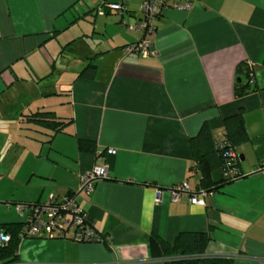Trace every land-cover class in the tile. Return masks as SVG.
I'll use <instances>...</instances> for the list:
<instances>
[{"label": "crops", "instance_id": "0c3cea01", "mask_svg": "<svg viewBox=\"0 0 264 264\" xmlns=\"http://www.w3.org/2000/svg\"><path fill=\"white\" fill-rule=\"evenodd\" d=\"M108 3L128 10L101 14ZM141 3L0 0V121L17 124L12 135L0 130V226L25 223L17 205L73 194L92 168L109 170L78 198L105 241L23 239L12 264H164L151 237L173 244L180 233H209L207 257L264 264V0L166 11L148 56L126 52L143 35L121 26L139 22ZM90 64L95 77L81 78ZM21 81L45 84L29 112L6 104ZM239 82L252 91L237 96ZM36 112L54 113L63 130L28 124ZM239 112L249 136L236 148L243 176L206 192L204 207L187 193L174 201L178 185L199 190L191 140L204 123L223 140L224 120ZM80 140L95 152L81 151Z\"/></svg>", "mask_w": 264, "mask_h": 264}, {"label": "trees", "instance_id": "16d2710c", "mask_svg": "<svg viewBox=\"0 0 264 264\" xmlns=\"http://www.w3.org/2000/svg\"><path fill=\"white\" fill-rule=\"evenodd\" d=\"M105 5V4H104ZM65 46L64 48H66ZM244 69L240 68V73ZM96 67L88 65L80 74L81 78L93 79ZM237 96H243L252 91L249 84L238 83ZM28 124L48 128L55 133L61 132L64 123L58 121L54 113L36 112L25 117ZM223 140L217 141L208 123H204L199 134L191 140L193 156L200 174L198 191L213 192L223 185L241 178L240 160L236 148L249 141L243 112L224 120ZM79 148L83 152H95L96 146L91 141L80 140ZM233 150L236 157L227 153ZM216 173L220 176L216 177ZM24 224L2 225V234L8 235V243L0 244V258L5 264L17 261L18 245ZM1 234V233H0ZM211 241L209 233H180L173 244L159 237H151V247L155 257L164 264H233L231 259L222 257H207L205 252Z\"/></svg>", "mask_w": 264, "mask_h": 264}, {"label": "built area", "instance_id": "2783aa9c", "mask_svg": "<svg viewBox=\"0 0 264 264\" xmlns=\"http://www.w3.org/2000/svg\"><path fill=\"white\" fill-rule=\"evenodd\" d=\"M196 0H142L141 19L134 25L122 23L132 31L141 33L142 40L128 45L125 50L129 54H139L143 56L154 55L152 47V35L156 26L154 22L166 11L190 12ZM105 9L115 11L120 14L127 11L125 3H108L99 9L101 14ZM252 77V74L250 75ZM110 155H115L116 151L110 150ZM230 157H236L233 150L227 153ZM262 172V171H261ZM264 173V169H263ZM109 178V170L106 165L96 166L85 173L81 178V186L78 192L58 197L54 194L43 204L37 205H17L21 213L27 214L21 239L46 238V239H71L78 243L103 242L105 237L98 234L88 221L84 209L80 206L78 198L81 194L92 195L95 184L98 181ZM174 201L179 200L181 193L190 195L192 205L206 206L204 191H192L186 182L172 189ZM10 237L0 234V243H8Z\"/></svg>", "mask_w": 264, "mask_h": 264}, {"label": "rangeland", "instance_id": "374dc122", "mask_svg": "<svg viewBox=\"0 0 264 264\" xmlns=\"http://www.w3.org/2000/svg\"><path fill=\"white\" fill-rule=\"evenodd\" d=\"M71 57L73 56L70 55L69 58ZM44 85L45 84H42L41 82L36 85L35 83L31 84L29 81H21L19 82V85L10 93L9 100L6 102V104L9 105V107H13L16 105L15 100H17L18 102L24 104L23 110L26 112H29L30 109H35L37 107V102L34 100L36 93L38 92L37 90L40 88L42 89ZM16 125L17 124H10L7 121H0V130L2 132H6L7 135H12L16 132L12 127H16Z\"/></svg>", "mask_w": 264, "mask_h": 264}]
</instances>
